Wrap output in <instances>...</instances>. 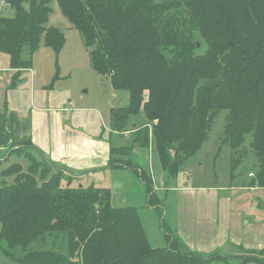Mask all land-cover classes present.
<instances>
[{"label":"trees","instance_id":"1","mask_svg":"<svg viewBox=\"0 0 264 264\" xmlns=\"http://www.w3.org/2000/svg\"><path fill=\"white\" fill-rule=\"evenodd\" d=\"M5 1L14 16H0V52L11 58L16 86L43 41L58 55L66 40L60 29L47 26L50 0ZM58 3L91 50L95 72L110 79L117 95H129L127 106L112 109L113 133L143 117L142 127L132 131L146 142L153 132L163 166L177 177L225 112V142L237 151L252 135L259 161L257 181L245 187L264 188V0ZM128 148H111L109 169L134 171ZM33 151L18 147L8 159L24 154L33 162ZM35 158L40 161L27 171L15 163L2 173L16 181L0 188V253L13 263L228 264L219 253L180 250L168 237L167 247L154 249L138 210L115 207L110 188L72 186L77 174ZM46 236L53 247L35 248ZM256 254L241 264H264V251Z\"/></svg>","mask_w":264,"mask_h":264},{"label":"rangeland","instance_id":"2","mask_svg":"<svg viewBox=\"0 0 264 264\" xmlns=\"http://www.w3.org/2000/svg\"><path fill=\"white\" fill-rule=\"evenodd\" d=\"M49 6L52 12L47 26L60 29L64 33L66 41L64 49L58 55L52 48L47 47L44 41L42 42L35 64L37 83H40L44 76H49L53 72L55 85L51 91L58 98V103L61 101V104H66L65 108L70 110L71 116L74 117V123L82 126V129L91 135L103 136L107 139L113 135L112 109L127 106L129 95L127 93L117 95L112 88L110 79L95 72L91 63V50L85 46L80 32L63 15L58 0H50ZM0 16H14L13 8L5 0H0ZM8 56L0 53L1 61ZM23 57L25 59L29 58L27 50L23 53ZM3 77L6 78L7 74H4ZM18 85L23 93V95L21 94L22 98H25V95L29 98V84L24 83L21 86V82H19ZM36 87L38 86L36 85ZM38 91L36 95L40 98L41 94ZM27 106H30L28 102ZM28 109L30 110V108ZM226 114L224 112L218 115L209 139L193 157L186 161L187 163L177 177L172 176L163 166L159 151L153 142V132L149 134V142L145 141L144 134L136 138L137 133H135L136 131L133 132L132 128L134 125L141 126L144 121L143 117H139L138 119H132L131 128L125 129L128 126H121V129L117 128L113 140L115 147L132 148L129 158L134 164V171L129 167L115 169V171L120 172L116 173V177H112L111 184L100 181L99 178H102L101 175L103 174L98 175L96 172L81 176L74 175L71 178L73 180L72 186L88 187L95 184L97 187L110 188L112 202L115 207L131 206L138 210L144 229L154 249L167 247L168 237L174 241V247L185 250L187 247L177 234L173 222V219L175 220V199L169 197L164 186H157L156 180L159 179V176L165 177L166 183L171 184L167 186L168 188H196L183 189L182 194L184 196L201 192L199 189L201 187H214L218 184L225 185L229 183L233 187L247 188L245 186L251 185L253 179L256 178L257 181L259 161L252 147V135L245 136L244 144L237 151H233L225 142ZM80 116L82 117L79 119ZM85 123L89 124L85 125ZM22 146H25L26 149L31 147L27 143L18 147ZM172 153L174 154V152ZM0 155L3 157L0 162V188L16 182L14 181L15 175L3 176L2 173L5 169L13 167L15 163H20L24 171H27L30 164L34 165V162L40 161L35 158V156L38 157L35 151L31 154L33 162H29L24 154L21 157L12 156L10 159H8L9 154L6 156V154L0 153ZM234 160H236L237 167L233 170ZM54 171L52 170V173ZM122 171H126V173L122 174ZM39 182L41 185L43 180H39ZM63 184H66V180L63 181ZM256 184L257 188L264 189L258 183ZM52 241L51 237L46 236L44 240L34 243L35 248L36 245L40 248L53 247ZM59 241L58 244L61 243ZM17 252L18 255H22L23 250L17 249ZM253 257L258 258L256 252L243 253V256L238 258L239 264H241V260ZM226 261L228 264L231 263L229 259ZM0 264L15 263L0 253Z\"/></svg>","mask_w":264,"mask_h":264},{"label":"crops","instance_id":"3","mask_svg":"<svg viewBox=\"0 0 264 264\" xmlns=\"http://www.w3.org/2000/svg\"><path fill=\"white\" fill-rule=\"evenodd\" d=\"M40 49L41 46L34 55L32 68L22 70L19 80L21 86L29 84V98L26 95L22 98L19 83L13 86L16 70L9 56L0 59V153L7 156L27 143L50 163L77 176L90 172L103 174L99 180L110 183L120 172L109 169L114 133L106 139L76 125L66 104L58 103L51 91L55 85L53 72L37 83L35 64ZM164 179L159 176L156 185L164 186L169 197L175 199L173 222L187 248L204 255L219 253L229 259V264H239L238 258L243 253L264 251V189L233 187L227 183L201 187V192L184 196L183 189L196 188H168L171 184Z\"/></svg>","mask_w":264,"mask_h":264}]
</instances>
